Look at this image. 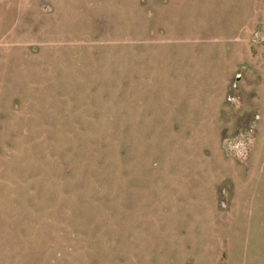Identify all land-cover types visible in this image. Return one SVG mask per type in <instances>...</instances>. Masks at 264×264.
<instances>
[{
	"label": "rangeland",
	"instance_id": "374dc122",
	"mask_svg": "<svg viewBox=\"0 0 264 264\" xmlns=\"http://www.w3.org/2000/svg\"><path fill=\"white\" fill-rule=\"evenodd\" d=\"M0 264H264V0H0Z\"/></svg>",
	"mask_w": 264,
	"mask_h": 264
}]
</instances>
